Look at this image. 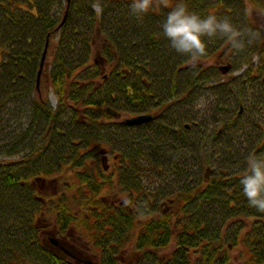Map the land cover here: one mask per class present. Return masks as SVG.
<instances>
[{
    "label": "trees",
    "instance_id": "1",
    "mask_svg": "<svg viewBox=\"0 0 264 264\" xmlns=\"http://www.w3.org/2000/svg\"><path fill=\"white\" fill-rule=\"evenodd\" d=\"M229 1L188 3L224 19ZM247 1L264 14V0ZM131 2L0 0V264H71L44 247L45 219L100 264H264V213L240 184L247 157L264 155V124H246L233 109L251 88L246 77L219 106L216 135L183 124L191 92L215 78L202 61L226 40L204 57L180 56L161 31L175 0H154L139 19ZM149 113L148 124L124 123ZM214 150L220 164L209 160ZM144 177L165 189L148 190Z\"/></svg>",
    "mask_w": 264,
    "mask_h": 264
},
{
    "label": "rangeland",
    "instance_id": "2",
    "mask_svg": "<svg viewBox=\"0 0 264 264\" xmlns=\"http://www.w3.org/2000/svg\"><path fill=\"white\" fill-rule=\"evenodd\" d=\"M209 1L212 3L217 2V0ZM94 9L98 14H101V6L99 3L95 4ZM224 18L231 20L240 31V39L243 41V47L239 49V52L243 51V49L246 52L243 54L241 52L242 55L239 54L232 43L226 40L224 46L221 47L212 58L203 60V67L209 71V73L216 71L215 78H212L209 84L203 88L204 91H198L195 93L191 92L188 98V105L184 108V112L187 113L191 120H188L183 124L189 125L193 122L200 123L201 129L212 135H216L217 131L220 129L218 122L222 117L219 115V106L223 105V107H225L228 101L227 95H234V85H236L235 83L237 82V79L244 75L246 70L254 73L255 70L260 69L264 72V58L259 55L262 49L264 50V14L255 10L247 0H230L226 3ZM245 54H252V56L247 58L245 57ZM49 61L50 59L46 61V64ZM99 63L103 66V75L107 76L108 69H105L101 60ZM228 65L231 66L229 72L224 74L220 71L221 67ZM257 79L262 80V75ZM257 79L254 76L251 77L250 82L252 87L247 88V92L244 91L243 98L237 101L239 102L238 104L233 105V109L236 114L239 111V105H244V123L247 124L248 122V124H255L258 127V124H264V85L257 81ZM43 80L44 77L42 76L41 85H43ZM224 88H226V91ZM43 92L48 96L52 106L56 108V97L46 83H44ZM231 97L234 102L235 98L233 96ZM123 118H129V116L125 115ZM117 122H122V120L119 119ZM249 126L254 127L252 125ZM208 155L209 160H211L212 163L220 164L222 162L219 150L208 152ZM106 158L109 159V163H113L112 157H110L109 154H106ZM211 176L212 173H210L209 179ZM143 181L145 187L150 191L156 190L159 186L160 188L165 189V186L162 183L159 182L157 185L154 182H149L147 177H144ZM170 187L171 185H168L166 188ZM168 208L167 205L164 206L163 204L161 205V203L158 205L159 212L166 213ZM175 219L176 217L174 216L173 220L175 221ZM39 225L41 227V241L49 242L47 232L55 231L53 230V225L50 224L47 219L40 220ZM86 252H88L90 256H93L94 258L89 257L98 264L103 260V257L100 259L96 254H93V251ZM69 263L73 264L75 262Z\"/></svg>",
    "mask_w": 264,
    "mask_h": 264
},
{
    "label": "clouds",
    "instance_id": "3",
    "mask_svg": "<svg viewBox=\"0 0 264 264\" xmlns=\"http://www.w3.org/2000/svg\"><path fill=\"white\" fill-rule=\"evenodd\" d=\"M130 8L139 19L153 10L154 0H132ZM161 31L175 53L193 60L206 56L209 44L217 39L228 40L237 49L243 47L241 33L231 20L215 13H197L189 7L188 0H175ZM246 163V174L240 179L242 195L249 206L264 213V155L251 154Z\"/></svg>",
    "mask_w": 264,
    "mask_h": 264
},
{
    "label": "water",
    "instance_id": "4",
    "mask_svg": "<svg viewBox=\"0 0 264 264\" xmlns=\"http://www.w3.org/2000/svg\"><path fill=\"white\" fill-rule=\"evenodd\" d=\"M48 48H49V43H47V45L45 47V51H44V54L42 57L41 65H40V71H39L38 79H37V89L38 90H40L41 77H42L43 69H44L47 54H48ZM230 69H231L230 65L220 68L221 72H223L224 74L229 72ZM107 111L111 115H113L115 117L117 116V114L112 109L109 108ZM151 121H153V115L145 114V115H137V116L126 118L124 120V123L130 127H137V126H141L143 124H147ZM210 172H211V170L208 169L207 173H206V179L207 180H209ZM51 235L53 236L52 233H51ZM51 241L53 243V246H55V248L49 246L45 241L43 242V245L45 248L52 251L58 258L65 260L66 257H71V258H73L79 262L84 263V264H98L97 262L93 261L90 257L85 256L83 252H81L79 249H77V247H75L74 245H72L71 243H69L67 241H64L61 239H52Z\"/></svg>",
    "mask_w": 264,
    "mask_h": 264
},
{
    "label": "flooded vegetation",
    "instance_id": "5",
    "mask_svg": "<svg viewBox=\"0 0 264 264\" xmlns=\"http://www.w3.org/2000/svg\"><path fill=\"white\" fill-rule=\"evenodd\" d=\"M257 73H258V75H257ZM262 75V80H260V79H257L259 76H261ZM252 76H254L256 79H257V81H259L261 84H263L264 85V72L262 71V70H255V72L254 73H252V72H250V71H245V73H244V75H242V76H240L239 78H242V77H246V78H244V82H245V84L247 85V86H249V87H252V84H251V82H250V80H251V77ZM153 115H155V114H153ZM242 115H244V105H239V113H238V116H242ZM154 118H155V116H154ZM165 205H167V207H169L168 205L169 204H165ZM169 209V208H168ZM51 233L53 234V236L51 235ZM47 234H48V239H49V242H46L49 246H51V247H53V248H55V246H53V243H52V239H63V238H61L60 236H57V234L55 233V232H47ZM69 243H71V242H69ZM72 244V243H71ZM83 251V253H84V255L85 256H87L88 255V257L90 256V254L88 253V252H86L85 250H82ZM91 258H94L93 256H90ZM66 261H68V262H75V263H73V264H84V263H82V262H79V261H77V260H75V259H73V258H71V257H66V259H65Z\"/></svg>",
    "mask_w": 264,
    "mask_h": 264
}]
</instances>
